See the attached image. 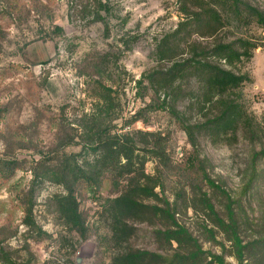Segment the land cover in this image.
I'll return each mask as SVG.
<instances>
[{
	"label": "rangeland",
	"instance_id": "obj_1",
	"mask_svg": "<svg viewBox=\"0 0 264 264\" xmlns=\"http://www.w3.org/2000/svg\"><path fill=\"white\" fill-rule=\"evenodd\" d=\"M249 1L264 10V0ZM182 7V0H0V264H10L8 257L20 264H113L129 250L166 258L194 250L193 244L168 243L158 231L174 226L151 210L130 220L132 237L116 244L107 201L124 191L126 181L117 186L109 174L96 190L84 182L75 187L83 234L60 215L55 197L65 189L53 177L43 178L59 169L65 157L79 154V164L93 159L81 126H92L89 116L105 105L107 94L110 110L101 126L134 135L138 153L146 156V174L162 180L158 198L140 196V201L166 208L167 200L176 221L204 252L183 264H206L209 254L239 264L235 247L202 206L200 190L225 221L227 198L203 180L195 157L236 201L243 244L264 239V155L255 157L264 149V30L256 23L238 27L230 21L220 37L247 38L258 46L251 59L232 67L219 61L251 78L237 92L250 128L240 125L226 135L201 130L194 148L181 122L202 124L213 112L197 80L178 81L166 96L156 94L145 79L218 41L197 33L190 37L192 30H187L172 38V46L169 38L185 20ZM143 78L145 90L138 85ZM138 112L141 119L132 123ZM155 142L166 158L153 159L143 151ZM31 199L40 230L23 223ZM243 264H264V244L250 246Z\"/></svg>",
	"mask_w": 264,
	"mask_h": 264
},
{
	"label": "trees",
	"instance_id": "obj_2",
	"mask_svg": "<svg viewBox=\"0 0 264 264\" xmlns=\"http://www.w3.org/2000/svg\"><path fill=\"white\" fill-rule=\"evenodd\" d=\"M183 7L181 11L185 15V20L180 22L178 28L169 38V43L173 46L172 38L180 36L183 31H191L190 37L197 33L204 38H218L215 45L209 48H202L200 53H195L182 63L175 62L167 72H157L147 75L145 79L152 88H155L156 94H167L173 92L175 84L181 80L190 81L195 78L203 92L201 94L203 102L211 104L213 112L209 118L202 124H189L181 122L183 130L186 132L190 144L196 148L198 145V133L201 130H207L211 134L226 135L235 132L236 128L244 125L250 128L249 116L244 110L240 94L242 86L251 81L248 75L238 74L231 69L221 65L219 61H224L226 65L233 66L243 59L252 58V52L258 46L250 39L239 38L236 41H225L222 36V30L228 26L230 21H234L238 27L256 23L264 30V10L253 6L249 0H182ZM168 38V37H167ZM171 47V46H170ZM216 59L217 61H213ZM143 80L138 81V85L143 87ZM181 83V82H180ZM105 105L100 107L97 114L90 117V125H82L81 128L86 134V145L94 156L90 162L79 164L74 154L72 157H65L64 164L57 170L50 171L43 179L53 177L55 183L62 185L65 189L64 194L55 197L58 203V211L66 223L79 233H84V223L79 212V204L75 195L77 184L84 182L91 190H96L105 175H111V180L118 186L122 181H126L124 191L118 196L107 201V213L110 214L112 222L113 241L122 245L127 243L132 237L133 228L130 220L138 217L139 214L147 210L154 213H161L168 218L174 229L160 230L158 233L163 236L168 243L175 242L182 247L186 244H193L194 250L188 255L176 254L172 258H166L162 255L148 251L129 250L120 252L113 260V264H183L184 259L196 261V258L204 254L198 242L193 238L190 232L175 219V213L170 208V204L165 201L166 208L157 206H148L140 201V196L148 198H158L157 188L162 187V180L155 178L145 172L147 163L146 156L141 155L140 148L134 135L131 133L118 134L112 132L108 126H101L103 115L110 110V95L103 98ZM165 101L164 106L166 107ZM1 112V111H0ZM141 119L138 112L133 122ZM251 131V130H250ZM155 139L160 137L155 133H146ZM159 143V142H158ZM158 143H154L150 148H145L151 158L162 160L166 158V151L160 148ZM263 154L264 149L256 154L255 157ZM193 163L195 168L201 173L206 183L220 191L227 198L226 208L228 211V220L222 219L216 212L211 199L206 192L200 190V201L207 211V214L213 217L215 226H217L227 239L235 247L236 258L239 264H243L245 252L249 247L263 243L264 239L257 240L254 243L243 244L240 237V226L233 209L236 201L219 185L215 184L204 170V163L199 157H195ZM51 175V176H50ZM36 175L34 180L36 179ZM33 189H31V193ZM34 202L31 199L28 207L25 209V219L23 223L29 229L39 228L33 218ZM40 230V228H39ZM15 236V235H12ZM3 240L0 239V245ZM0 252L4 254L1 247ZM211 260L206 264H227L222 256L209 254ZM179 260V261H178ZM10 264H20L7 258ZM185 263V262H184Z\"/></svg>",
	"mask_w": 264,
	"mask_h": 264
}]
</instances>
